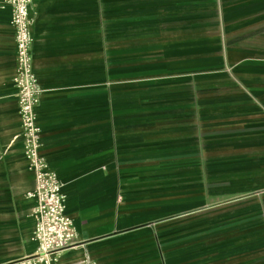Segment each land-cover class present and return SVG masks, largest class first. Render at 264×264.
<instances>
[{
    "label": "crops",
    "instance_id": "crops-1",
    "mask_svg": "<svg viewBox=\"0 0 264 264\" xmlns=\"http://www.w3.org/2000/svg\"><path fill=\"white\" fill-rule=\"evenodd\" d=\"M2 4L0 168L34 186ZM31 16L72 235L0 264H264V0H33Z\"/></svg>",
    "mask_w": 264,
    "mask_h": 264
},
{
    "label": "built area",
    "instance_id": "built-area-1",
    "mask_svg": "<svg viewBox=\"0 0 264 264\" xmlns=\"http://www.w3.org/2000/svg\"><path fill=\"white\" fill-rule=\"evenodd\" d=\"M33 0H3L2 6H12V25L16 30L19 75L15 82L19 88L20 118L23 148L29 168L34 176V186L28 196L36 201L32 209L35 219V236L40 241L41 253L58 250L72 235V220L66 211L65 196L61 189L58 171L47 161L41 151L42 126L37 114L42 88L34 68L31 16ZM50 251H47V249ZM53 251V252H54ZM45 264H57L45 259Z\"/></svg>",
    "mask_w": 264,
    "mask_h": 264
},
{
    "label": "rangeland",
    "instance_id": "rangeland-1",
    "mask_svg": "<svg viewBox=\"0 0 264 264\" xmlns=\"http://www.w3.org/2000/svg\"><path fill=\"white\" fill-rule=\"evenodd\" d=\"M32 187L27 166L0 168V262L31 252H37V257L45 254L41 253L34 225L21 222V216L31 214L26 194ZM34 256H28V260ZM37 263L45 264H31ZM56 263L59 264L57 257Z\"/></svg>",
    "mask_w": 264,
    "mask_h": 264
},
{
    "label": "bare ground",
    "instance_id": "bare-ground-1",
    "mask_svg": "<svg viewBox=\"0 0 264 264\" xmlns=\"http://www.w3.org/2000/svg\"><path fill=\"white\" fill-rule=\"evenodd\" d=\"M46 249H47V251H49V249H48V248H46ZM28 263H29V264H31V262H30V261H29Z\"/></svg>",
    "mask_w": 264,
    "mask_h": 264
}]
</instances>
